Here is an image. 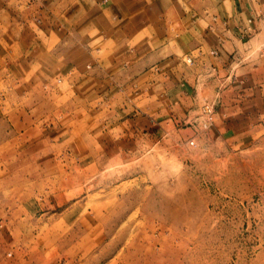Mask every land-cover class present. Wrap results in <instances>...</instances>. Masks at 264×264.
I'll return each mask as SVG.
<instances>
[{"label": "rangeland", "instance_id": "1", "mask_svg": "<svg viewBox=\"0 0 264 264\" xmlns=\"http://www.w3.org/2000/svg\"><path fill=\"white\" fill-rule=\"evenodd\" d=\"M35 10L0 0V264H264V132L201 129L206 93L124 137L68 68L84 56L25 38Z\"/></svg>", "mask_w": 264, "mask_h": 264}, {"label": "crops", "instance_id": "2", "mask_svg": "<svg viewBox=\"0 0 264 264\" xmlns=\"http://www.w3.org/2000/svg\"><path fill=\"white\" fill-rule=\"evenodd\" d=\"M31 2L25 38L82 54L89 64L68 68L84 72L85 101L105 106L102 124L124 137L140 121L186 123L206 93L210 133L240 145L264 132V0Z\"/></svg>", "mask_w": 264, "mask_h": 264}, {"label": "built area", "instance_id": "3", "mask_svg": "<svg viewBox=\"0 0 264 264\" xmlns=\"http://www.w3.org/2000/svg\"><path fill=\"white\" fill-rule=\"evenodd\" d=\"M216 114V102H207L203 105L201 109V114L198 116L195 123H197L201 129L208 130L214 123ZM190 145L193 146L194 142H190Z\"/></svg>", "mask_w": 264, "mask_h": 264}]
</instances>
